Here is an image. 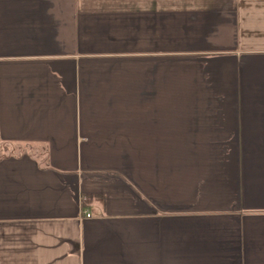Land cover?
Instances as JSON below:
<instances>
[{
  "label": "crops",
  "instance_id": "0c3cea01",
  "mask_svg": "<svg viewBox=\"0 0 264 264\" xmlns=\"http://www.w3.org/2000/svg\"><path fill=\"white\" fill-rule=\"evenodd\" d=\"M0 264H264V0H0Z\"/></svg>",
  "mask_w": 264,
  "mask_h": 264
},
{
  "label": "built area",
  "instance_id": "2783aa9c",
  "mask_svg": "<svg viewBox=\"0 0 264 264\" xmlns=\"http://www.w3.org/2000/svg\"><path fill=\"white\" fill-rule=\"evenodd\" d=\"M87 217H91V215H87Z\"/></svg>",
  "mask_w": 264,
  "mask_h": 264
}]
</instances>
